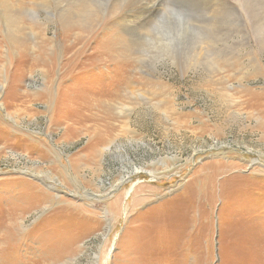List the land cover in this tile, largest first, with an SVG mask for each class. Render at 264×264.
Masks as SVG:
<instances>
[{
    "label": "rangeland",
    "instance_id": "1",
    "mask_svg": "<svg viewBox=\"0 0 264 264\" xmlns=\"http://www.w3.org/2000/svg\"><path fill=\"white\" fill-rule=\"evenodd\" d=\"M0 264H264V0H0Z\"/></svg>",
    "mask_w": 264,
    "mask_h": 264
},
{
    "label": "bare ground",
    "instance_id": "2",
    "mask_svg": "<svg viewBox=\"0 0 264 264\" xmlns=\"http://www.w3.org/2000/svg\"><path fill=\"white\" fill-rule=\"evenodd\" d=\"M136 13V12H135ZM129 20V19H128Z\"/></svg>",
    "mask_w": 264,
    "mask_h": 264
}]
</instances>
